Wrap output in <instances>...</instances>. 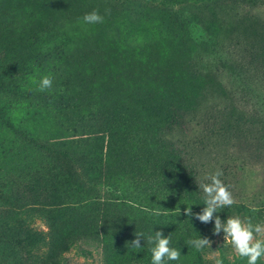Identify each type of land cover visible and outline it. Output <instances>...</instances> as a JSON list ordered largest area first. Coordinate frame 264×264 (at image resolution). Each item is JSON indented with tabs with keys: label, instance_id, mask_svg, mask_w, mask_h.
<instances>
[{
	"label": "rangeland",
	"instance_id": "374dc122",
	"mask_svg": "<svg viewBox=\"0 0 264 264\" xmlns=\"http://www.w3.org/2000/svg\"><path fill=\"white\" fill-rule=\"evenodd\" d=\"M93 10L102 23L84 22ZM48 74L52 88L40 91ZM170 109L189 119L169 139L196 178L208 183L221 170L234 198L263 202L264 0H0V178L36 166L29 139L71 153L72 179L85 191L53 184V214L65 230L90 233L63 253L66 264H142L131 241L156 231L181 252L165 264H247L224 234L195 229L185 209L198 205L176 184L142 191L150 183L141 184L140 166ZM139 193L155 211L128 200ZM199 236L211 248L187 244ZM0 259L23 264L14 240L0 236Z\"/></svg>",
	"mask_w": 264,
	"mask_h": 264
},
{
	"label": "trees",
	"instance_id": "16d2710c",
	"mask_svg": "<svg viewBox=\"0 0 264 264\" xmlns=\"http://www.w3.org/2000/svg\"><path fill=\"white\" fill-rule=\"evenodd\" d=\"M186 120L189 119L181 114L178 115L171 109L165 112L162 117L164 135L154 144L153 157L148 156L145 165L140 166L139 169L141 175H144L141 184L150 183L144 184L142 191L162 190L161 184L163 183L176 184L178 191H182L193 199L198 205L195 210L201 212L206 205L204 204V193L199 188V184L203 182L196 178L194 171L196 164L182 156V152L177 148V142L169 139L170 131L178 127V121L184 123ZM231 127V125L228 126V129ZM195 129L188 128L184 124V130L190 136L195 135ZM27 141L35 146L41 156L33 169L19 175L10 173L3 179L0 178V236L15 241L23 264H66L63 253L75 246L78 240L89 235L90 226H78V229L68 231L56 222L53 212L59 207H56L57 197L51 186L53 184L62 186L67 191L74 190V185L82 192L85 191V187L81 182L72 179L74 171L70 162L73 157L68 150L55 148L43 140L29 139ZM190 146L189 143L184 142L185 148L188 149ZM173 173L180 175V178H177V175L171 176ZM136 174L135 171L134 176ZM148 175H155L153 180L155 178L158 180L153 182ZM2 189L5 192H2ZM146 199L142 193L128 198L142 209L155 211L151 204L152 201L148 203ZM234 200L235 203L232 206L221 209L216 215L225 221L230 215L248 217L254 223L264 221V200L252 203L237 198ZM252 207H256L258 211L252 212ZM35 219L43 220L46 229L35 228L32 224ZM199 222V220L192 222L195 229L200 227L203 232L214 234V219L203 226H200ZM190 228L193 229V227ZM220 234H224L223 230ZM168 235L171 236L169 233L165 234V236ZM142 245L147 246L146 250L139 254L140 252L134 249L135 254L131 257L132 260L134 261L135 258L139 263L152 264L150 251L152 245L141 241ZM0 264L5 263L0 259Z\"/></svg>",
	"mask_w": 264,
	"mask_h": 264
},
{
	"label": "clouds",
	"instance_id": "9594fccd",
	"mask_svg": "<svg viewBox=\"0 0 264 264\" xmlns=\"http://www.w3.org/2000/svg\"><path fill=\"white\" fill-rule=\"evenodd\" d=\"M110 11V10H107ZM103 16L98 10H93L85 14L83 20L88 24L103 22ZM53 77L51 74L44 75L39 82V90L51 89ZM223 175L221 170L206 177L208 183L199 184V188L204 193V204L206 205L201 212L194 213L192 207L185 209V214L195 217L202 223H210L215 220L213 233L219 235L221 230L224 233L226 244H230L235 253L240 258H245L247 264H258L264 258V221L254 223L251 218H242L239 215H230L227 220H222L216 215L221 209L230 207L235 203L230 186L226 185L220 177ZM252 212H257L256 207L251 208ZM159 214V213H157ZM136 238L131 241L133 249H141V237L145 238L143 232L135 233ZM148 244L153 245L150 249L152 253V264H165V261H176L180 259L179 249L171 246V236H165L162 231H156L154 236L146 238ZM212 241L208 237H197L190 239L187 244L195 248L198 252H203L205 248H211ZM215 264H224L223 259L217 258Z\"/></svg>",
	"mask_w": 264,
	"mask_h": 264
}]
</instances>
